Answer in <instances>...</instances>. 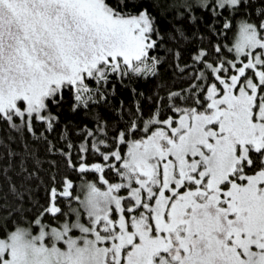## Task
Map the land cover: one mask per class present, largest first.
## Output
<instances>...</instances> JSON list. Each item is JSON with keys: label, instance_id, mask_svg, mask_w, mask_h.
<instances>
[{"label": "snow or ice", "instance_id": "obj_1", "mask_svg": "<svg viewBox=\"0 0 264 264\" xmlns=\"http://www.w3.org/2000/svg\"><path fill=\"white\" fill-rule=\"evenodd\" d=\"M129 5L0 0V120L34 135L36 122L52 130L51 107L65 90L78 110L105 102V84L116 78L156 73L161 30L147 9ZM170 7L177 16L197 7L211 19L224 16L222 29L209 28L221 40L234 33L231 44L193 55L203 65L199 78L212 82L188 97L168 93L175 112L164 118L152 114L141 124L138 107L111 142L97 116L98 127L83 131L103 163L79 156L83 143L73 162L72 142L65 152L49 140V152L68 157L78 175L102 173L103 185H74L65 175L59 197L50 188L57 203L0 238V264H264V0L255 15L253 0H177ZM60 199L66 207L57 206Z\"/></svg>", "mask_w": 264, "mask_h": 264}, {"label": "trees", "instance_id": "obj_2", "mask_svg": "<svg viewBox=\"0 0 264 264\" xmlns=\"http://www.w3.org/2000/svg\"><path fill=\"white\" fill-rule=\"evenodd\" d=\"M174 2L177 0H130L129 6L133 11L136 8L147 9L161 30L154 53L160 58L156 73L132 80L125 78L122 82L116 78L114 84H105L109 90L105 102L94 101L90 107L80 104L78 110L73 109V97L65 90L63 102L51 107L55 117L52 130L46 128V122H36L34 135L24 127L14 129L7 121L0 120V237L6 235V230L14 228V222L26 226L34 218V213L41 210V206L46 207L50 202L57 203L52 200L50 188L56 186L58 188L56 195L59 197L62 178L65 175L73 180L74 185L85 181H92L98 186L103 185L98 179L102 173L85 170L88 171V175H78L80 172L78 167L73 171L67 164L68 157L58 152H49V140L65 152H69L66 145L72 142L74 147L69 155L73 162L77 161L78 150L83 143L85 150L79 152V156H83L89 163H103L102 154L91 148L89 134L83 131L85 128L98 127L97 116L106 124L107 136L111 142L116 133L124 129L133 118L138 107L142 109L139 114L142 124L143 120L152 114L159 113L161 118H164L175 112L174 107L168 102V93L183 91L184 96L188 97L190 93L197 94L198 86L206 91L203 85L212 81L199 78V71L203 65L193 63V55L201 47L211 49L217 43L231 44L234 33L224 32L222 35L228 38L218 39L209 25L222 29L224 16L211 19L198 7L191 13L184 12L183 16H177V9L170 7ZM259 6L260 0H253L252 15L256 14V8ZM180 11L184 10L181 8ZM190 16L194 19H190ZM157 101L164 103L157 104ZM177 102L179 103V99ZM164 105H167V111ZM179 106L187 105L180 103ZM16 122L19 123V120L16 119ZM41 132L43 136L40 135ZM61 133L65 135L63 140L60 138ZM101 149L111 150L105 146H101ZM21 160L24 161L23 166ZM6 165L8 167L5 172ZM11 186L17 189L19 195L10 190ZM72 191L75 196V190ZM73 203L76 201L73 200ZM66 204V201L60 199L57 206L66 207Z\"/></svg>", "mask_w": 264, "mask_h": 264}, {"label": "rangeland", "instance_id": "obj_3", "mask_svg": "<svg viewBox=\"0 0 264 264\" xmlns=\"http://www.w3.org/2000/svg\"><path fill=\"white\" fill-rule=\"evenodd\" d=\"M235 38V37H234ZM233 42H234V40H233ZM15 119V118H14ZM17 120H19L18 118H16ZM102 184H103V182L102 181H100ZM77 194V193H76ZM75 194V195H76ZM29 225V224H28ZM28 225H26V226H28ZM37 231H38V228H37ZM78 234V233H77ZM0 238H2V237H0ZM62 243V242H61Z\"/></svg>", "mask_w": 264, "mask_h": 264}]
</instances>
